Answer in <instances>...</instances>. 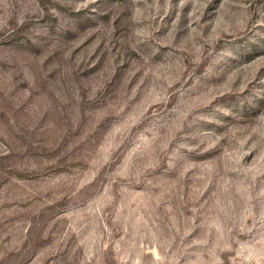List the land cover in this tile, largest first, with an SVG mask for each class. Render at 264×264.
Segmentation results:
<instances>
[{
  "label": "rangeland",
  "instance_id": "1",
  "mask_svg": "<svg viewBox=\"0 0 264 264\" xmlns=\"http://www.w3.org/2000/svg\"><path fill=\"white\" fill-rule=\"evenodd\" d=\"M0 264H264V0H0Z\"/></svg>",
  "mask_w": 264,
  "mask_h": 264
}]
</instances>
